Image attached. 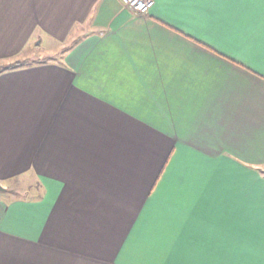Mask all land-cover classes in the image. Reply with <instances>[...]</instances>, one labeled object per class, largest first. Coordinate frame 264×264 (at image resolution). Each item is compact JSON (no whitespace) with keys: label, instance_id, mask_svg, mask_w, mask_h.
I'll use <instances>...</instances> for the list:
<instances>
[{"label":"crops","instance_id":"1","mask_svg":"<svg viewBox=\"0 0 264 264\" xmlns=\"http://www.w3.org/2000/svg\"><path fill=\"white\" fill-rule=\"evenodd\" d=\"M31 56L0 264H264V0H0V62Z\"/></svg>","mask_w":264,"mask_h":264},{"label":"built area","instance_id":"2","mask_svg":"<svg viewBox=\"0 0 264 264\" xmlns=\"http://www.w3.org/2000/svg\"><path fill=\"white\" fill-rule=\"evenodd\" d=\"M121 2L135 13H146L154 4V0H121Z\"/></svg>","mask_w":264,"mask_h":264},{"label":"trees","instance_id":"3","mask_svg":"<svg viewBox=\"0 0 264 264\" xmlns=\"http://www.w3.org/2000/svg\"><path fill=\"white\" fill-rule=\"evenodd\" d=\"M31 62H34V61L29 59V57L16 59V60H13V61H10V62H4V63L0 62V72L3 71V70L20 67V66L29 64Z\"/></svg>","mask_w":264,"mask_h":264},{"label":"rangeland","instance_id":"4","mask_svg":"<svg viewBox=\"0 0 264 264\" xmlns=\"http://www.w3.org/2000/svg\"><path fill=\"white\" fill-rule=\"evenodd\" d=\"M36 51H37V53L39 54V51H38V49H36ZM45 57H51V58H54V55H47V56H45ZM46 58V59H47ZM29 59H31L32 61H35V60H37V59H39V58H36V56H31V57H29ZM49 59V58H48ZM0 186L3 188V189H7V190H9L10 191V187H12V185L11 186H7V185H3V184H0ZM2 189V190H3ZM17 189V188H16ZM1 190V189H0Z\"/></svg>","mask_w":264,"mask_h":264},{"label":"snow or ice","instance_id":"5","mask_svg":"<svg viewBox=\"0 0 264 264\" xmlns=\"http://www.w3.org/2000/svg\"><path fill=\"white\" fill-rule=\"evenodd\" d=\"M161 148L166 151V153H170L171 149L170 146L167 149H164V145L161 144Z\"/></svg>","mask_w":264,"mask_h":264},{"label":"water","instance_id":"6","mask_svg":"<svg viewBox=\"0 0 264 264\" xmlns=\"http://www.w3.org/2000/svg\"><path fill=\"white\" fill-rule=\"evenodd\" d=\"M0 189H3V188L0 186Z\"/></svg>","mask_w":264,"mask_h":264}]
</instances>
